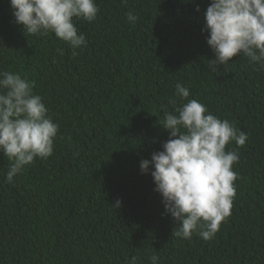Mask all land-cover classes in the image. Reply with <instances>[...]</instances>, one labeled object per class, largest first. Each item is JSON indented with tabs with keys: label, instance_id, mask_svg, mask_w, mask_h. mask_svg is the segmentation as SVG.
<instances>
[{
	"label": "trees",
	"instance_id": "obj_1",
	"mask_svg": "<svg viewBox=\"0 0 264 264\" xmlns=\"http://www.w3.org/2000/svg\"><path fill=\"white\" fill-rule=\"evenodd\" d=\"M95 2V21H74L87 41L74 55L54 34H24L0 0V71L34 81L59 125L52 156L12 184L0 153V264H126L133 255L149 264L152 254L159 264H264V70L239 56L210 71V0ZM177 83L248 136L226 146L239 154V178L231 215L209 241L172 234L151 168L139 167L169 139L161 106Z\"/></svg>",
	"mask_w": 264,
	"mask_h": 264
},
{
	"label": "clouds",
	"instance_id": "obj_2",
	"mask_svg": "<svg viewBox=\"0 0 264 264\" xmlns=\"http://www.w3.org/2000/svg\"><path fill=\"white\" fill-rule=\"evenodd\" d=\"M10 7L14 22L23 26L24 34H54L74 55L87 46L74 21L91 23L99 13L95 0H10ZM195 10L199 12V6ZM137 19L132 11L126 13L128 22L135 24ZM204 20L202 32L207 31L206 43L214 53V59L208 60L210 71L217 72L218 66L239 56L264 70V0H210ZM34 88L35 82L26 76L0 71V153L10 161L5 174L8 184L36 159L47 160L54 151L59 125ZM189 96V89L177 83L176 99L170 97L168 105L161 106L165 110L161 126L169 139L139 167L144 174L151 168L154 191L162 198L164 214L176 224L172 234L185 240L197 235L209 241L231 215L234 182L239 178L233 170L239 154L226 150V146L231 142L244 146L248 136ZM119 204L117 201L115 206ZM148 260L149 264H159L160 258L152 254ZM126 264H139V257H126Z\"/></svg>",
	"mask_w": 264,
	"mask_h": 264
}]
</instances>
